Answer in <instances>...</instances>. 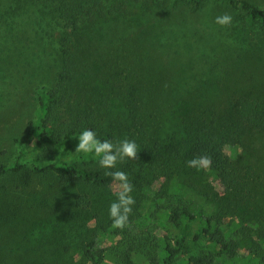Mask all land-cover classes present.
<instances>
[{"label": "trees", "instance_id": "obj_1", "mask_svg": "<svg viewBox=\"0 0 264 264\" xmlns=\"http://www.w3.org/2000/svg\"><path fill=\"white\" fill-rule=\"evenodd\" d=\"M50 1L63 31L56 44L60 66L55 83L37 89L36 117L27 135L35 136L38 155L50 153L63 135L79 136L89 129L100 140L115 144L128 130L144 141L134 165L127 163L122 170L129 181L131 177L138 182L145 171L170 177L189 160L208 156L211 165L206 171L219 182L227 200L241 205L250 197L252 168L239 166L224 148L264 130V79L254 82L256 72L250 67L256 58L264 64V54L258 52L264 45V3ZM225 13L232 16V23L216 24V17ZM109 26L111 31L106 32ZM76 98L80 110L74 105ZM109 108L119 116L102 123ZM67 110L74 117L60 130L55 121ZM166 126L180 130L164 144L160 133L151 130ZM40 156L31 165L34 174L53 173L60 183L95 188L113 182L106 172L116 169H93L61 159L43 163ZM23 168L19 157L8 168L0 165V179ZM223 209L230 211L231 203ZM221 215L171 204L168 224L175 240L173 246L163 242L162 264H174L181 253L188 254V264H249L238 256L235 239L222 228ZM203 238L208 241L207 254L195 256ZM82 254L86 264L103 261L94 238L85 243ZM124 258L130 264L129 250ZM258 264H264V256Z\"/></svg>", "mask_w": 264, "mask_h": 264}, {"label": "rangeland", "instance_id": "obj_2", "mask_svg": "<svg viewBox=\"0 0 264 264\" xmlns=\"http://www.w3.org/2000/svg\"><path fill=\"white\" fill-rule=\"evenodd\" d=\"M106 29L111 31L110 26ZM62 31L50 0H0V165L8 168L19 157L24 166L21 172H8L0 179V264H86L82 250L90 238L103 251L100 264H128L124 258L128 250L130 264H162L163 242L173 246L175 240L168 224L171 204L186 205L191 211L201 208L207 216L221 213L222 228L235 239L238 256L258 264L264 256V130L250 133L242 144L224 148L239 166L252 168L250 197L241 205L225 198L206 168L187 164L170 177H153L145 171L138 182L130 177L135 204L123 230L112 226L109 215L110 204L117 200L116 182L99 188L67 185L53 173L31 171L40 156L34 150L35 136L27 139L36 117L37 89L55 83L60 66L56 44ZM261 48L258 52L264 54V45ZM261 61H250L256 72L254 82L264 79ZM77 103L76 98L74 105L80 110ZM118 116L116 109L109 108L102 123ZM73 117L67 110L55 122L63 130ZM176 129L180 130L166 126L151 132L160 133L165 144ZM133 135L125 130L116 143L135 141L139 154L144 141ZM78 137L61 136L50 153L40 156L43 163L61 159L103 168L99 159L75 152ZM134 160L126 158L114 169L122 171L127 163L134 165ZM228 201L230 211L223 209ZM207 243L205 238L200 241L195 256L207 254ZM187 258L188 254L181 253L174 264H188Z\"/></svg>", "mask_w": 264, "mask_h": 264}, {"label": "clouds", "instance_id": "obj_3", "mask_svg": "<svg viewBox=\"0 0 264 264\" xmlns=\"http://www.w3.org/2000/svg\"><path fill=\"white\" fill-rule=\"evenodd\" d=\"M230 14L217 16L215 23L220 26H228L232 23ZM78 145L75 152L92 154L99 158L98 163L106 169H114L118 162L128 159H137L138 150L135 141L122 140L113 143L110 140H100L97 133L93 130L85 129L78 137ZM189 167L207 168L211 165V158L208 156L196 157L187 162ZM106 175L112 177L116 182L117 200L112 202L109 207V215L113 221L112 226L123 230L129 224V216L132 213V205L135 204L134 198L131 196L133 185L129 181L127 174L123 171H109Z\"/></svg>", "mask_w": 264, "mask_h": 264}]
</instances>
